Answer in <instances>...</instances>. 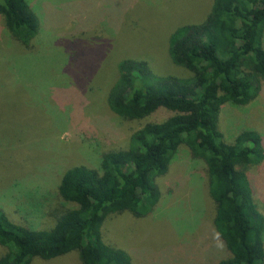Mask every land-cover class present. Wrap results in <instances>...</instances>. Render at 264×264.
Wrapping results in <instances>:
<instances>
[{"label":"rangeland","instance_id":"rangeland-1","mask_svg":"<svg viewBox=\"0 0 264 264\" xmlns=\"http://www.w3.org/2000/svg\"><path fill=\"white\" fill-rule=\"evenodd\" d=\"M28 1L39 18L31 48L11 36L0 15V207L17 223L50 228L66 205L58 186L67 169L99 168L104 152L127 147L135 130L171 114L127 120L110 109L107 95L121 60H147L161 75H191L172 61L170 36L203 22L214 0ZM219 125L228 142L248 128L264 136V81L247 105H223ZM248 175L264 214V161ZM156 182L162 196L154 210L110 215L105 240L125 249L133 264H215L225 253L214 231L205 163L182 145ZM31 264L82 261L72 251Z\"/></svg>","mask_w":264,"mask_h":264},{"label":"trees","instance_id":"trees-1","mask_svg":"<svg viewBox=\"0 0 264 264\" xmlns=\"http://www.w3.org/2000/svg\"><path fill=\"white\" fill-rule=\"evenodd\" d=\"M0 15L11 36L31 48L39 18L29 1L0 0ZM169 54L191 75H161L147 60L125 58L107 103L127 120L171 114L135 130L127 147L104 152L99 168L67 169L58 186L66 205L50 228L17 223L0 207V264H31L72 251L82 264H133L125 249L105 240L104 223L116 213L150 214L162 196L156 180L182 145L207 167L214 231L225 253L215 264H264V214L248 175L251 165L264 161V136L248 128L228 142L219 125L223 105H247L260 93L264 0H214L203 22L174 30Z\"/></svg>","mask_w":264,"mask_h":264}]
</instances>
